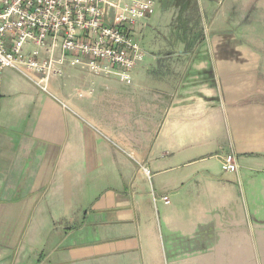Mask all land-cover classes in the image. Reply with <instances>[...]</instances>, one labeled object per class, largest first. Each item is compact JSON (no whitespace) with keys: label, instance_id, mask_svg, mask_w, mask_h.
<instances>
[{"label":"crops","instance_id":"obj_1","mask_svg":"<svg viewBox=\"0 0 264 264\" xmlns=\"http://www.w3.org/2000/svg\"><path fill=\"white\" fill-rule=\"evenodd\" d=\"M206 11L131 83L0 70V264H264V0Z\"/></svg>","mask_w":264,"mask_h":264},{"label":"built area","instance_id":"obj_2","mask_svg":"<svg viewBox=\"0 0 264 264\" xmlns=\"http://www.w3.org/2000/svg\"><path fill=\"white\" fill-rule=\"evenodd\" d=\"M153 8L154 0H0V70L46 93L68 68L131 83L145 55L139 27ZM221 169L237 171L234 154L221 157Z\"/></svg>","mask_w":264,"mask_h":264},{"label":"rangeland","instance_id":"obj_3","mask_svg":"<svg viewBox=\"0 0 264 264\" xmlns=\"http://www.w3.org/2000/svg\"><path fill=\"white\" fill-rule=\"evenodd\" d=\"M207 2L208 0H154L149 19L139 27V40L144 51H163L174 47L183 37H193L191 46L199 45L204 32L202 18L207 12Z\"/></svg>","mask_w":264,"mask_h":264}]
</instances>
